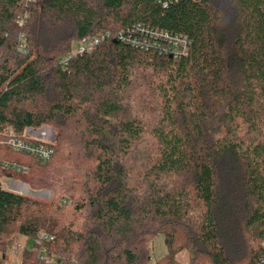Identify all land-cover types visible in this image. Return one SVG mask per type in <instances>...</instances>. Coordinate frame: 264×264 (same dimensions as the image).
<instances>
[{
    "label": "trees",
    "instance_id": "obj_1",
    "mask_svg": "<svg viewBox=\"0 0 264 264\" xmlns=\"http://www.w3.org/2000/svg\"><path fill=\"white\" fill-rule=\"evenodd\" d=\"M138 23L186 36L187 54L110 37L59 63L81 38ZM43 124L56 130L47 163L2 142ZM3 177L52 197L0 184V249L43 228L65 264H175L181 249L191 264H260L264 0H0Z\"/></svg>",
    "mask_w": 264,
    "mask_h": 264
},
{
    "label": "built area",
    "instance_id": "obj_2",
    "mask_svg": "<svg viewBox=\"0 0 264 264\" xmlns=\"http://www.w3.org/2000/svg\"><path fill=\"white\" fill-rule=\"evenodd\" d=\"M27 16L25 12L17 18L19 26L25 23ZM110 37L121 40L134 48L153 49L159 53L171 54L174 57L186 55L190 45V40L182 34H173L138 23L129 27L126 32L119 31L114 34L109 31L99 32L81 38L59 57V63L62 66L66 65L70 59L93 51L102 40ZM2 135L5 137L2 142H5L11 150L28 154L42 164L47 163L52 157L53 149L50 145L52 142L43 129L37 130L35 134H24L23 132L22 136H16L9 128ZM3 167L16 173L28 172L26 165L16 162L5 161ZM6 178L8 177L0 178V184L2 179ZM19 182L13 178L9 179V184L12 183V185ZM7 190L11 189L8 188ZM54 241L55 235L43 228L37 229L33 234L18 233L0 249V264H65L63 258L53 249ZM260 246L264 249V240ZM259 263L264 264V257L259 259Z\"/></svg>",
    "mask_w": 264,
    "mask_h": 264
},
{
    "label": "rangeland",
    "instance_id": "obj_3",
    "mask_svg": "<svg viewBox=\"0 0 264 264\" xmlns=\"http://www.w3.org/2000/svg\"><path fill=\"white\" fill-rule=\"evenodd\" d=\"M23 14H19L21 16ZM18 24V23H17ZM19 26V24H18ZM40 127L43 128L44 131L47 132L48 139L51 142H55L56 138V130L54 127L48 124H43ZM47 174L50 175L49 169H47ZM9 177L6 179H2L1 186L4 189H11L10 191L16 193V194H23L27 195L29 197H34L40 200L48 201L52 197V190L49 187H32L27 181L22 179L13 178L15 180L20 181L19 183L12 185V183L9 184ZM7 186H9L7 188ZM15 188V189H14ZM63 199H65V202H61L62 205L68 204L71 200L68 198V196H64ZM164 236L162 234H158L154 237L152 242L150 243V253H151V261H155L158 258L162 257L165 254L166 247L164 245ZM31 243V241H30ZM174 263L175 264H191V254L188 249H181L174 255Z\"/></svg>",
    "mask_w": 264,
    "mask_h": 264
},
{
    "label": "crops",
    "instance_id": "obj_4",
    "mask_svg": "<svg viewBox=\"0 0 264 264\" xmlns=\"http://www.w3.org/2000/svg\"><path fill=\"white\" fill-rule=\"evenodd\" d=\"M39 129H43L42 127H39V128H25L24 130V134H35L37 130ZM15 185V183L13 184Z\"/></svg>",
    "mask_w": 264,
    "mask_h": 264
}]
</instances>
